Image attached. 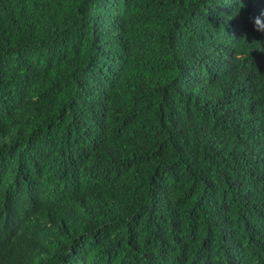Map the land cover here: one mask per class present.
Wrapping results in <instances>:
<instances>
[{
  "label": "trees",
  "instance_id": "trees-1",
  "mask_svg": "<svg viewBox=\"0 0 264 264\" xmlns=\"http://www.w3.org/2000/svg\"><path fill=\"white\" fill-rule=\"evenodd\" d=\"M256 18L0 0V264H264Z\"/></svg>",
  "mask_w": 264,
  "mask_h": 264
},
{
  "label": "clouds",
  "instance_id": "clouds-1",
  "mask_svg": "<svg viewBox=\"0 0 264 264\" xmlns=\"http://www.w3.org/2000/svg\"><path fill=\"white\" fill-rule=\"evenodd\" d=\"M255 23L257 25L258 30L264 31V27H260V25L262 23V20L260 18H256Z\"/></svg>",
  "mask_w": 264,
  "mask_h": 264
},
{
  "label": "snow or ice",
  "instance_id": "snow-or-ice-1",
  "mask_svg": "<svg viewBox=\"0 0 264 264\" xmlns=\"http://www.w3.org/2000/svg\"><path fill=\"white\" fill-rule=\"evenodd\" d=\"M255 20H256V19H255ZM255 20L253 21L254 24H256V23H255ZM261 20H264V19H261Z\"/></svg>",
  "mask_w": 264,
  "mask_h": 264
}]
</instances>
